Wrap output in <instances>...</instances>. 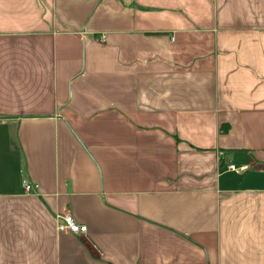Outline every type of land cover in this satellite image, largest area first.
Masks as SVG:
<instances>
[{
    "label": "crops",
    "instance_id": "obj_1",
    "mask_svg": "<svg viewBox=\"0 0 264 264\" xmlns=\"http://www.w3.org/2000/svg\"><path fill=\"white\" fill-rule=\"evenodd\" d=\"M0 264H264V0H0Z\"/></svg>",
    "mask_w": 264,
    "mask_h": 264
},
{
    "label": "built area",
    "instance_id": "obj_2",
    "mask_svg": "<svg viewBox=\"0 0 264 264\" xmlns=\"http://www.w3.org/2000/svg\"><path fill=\"white\" fill-rule=\"evenodd\" d=\"M229 168L236 169L234 165H229ZM241 169H244V167ZM23 186L27 192L36 191L39 189V184L27 181L23 182ZM57 218L59 220L58 228L61 231H67L73 234H85L88 231V226L78 223L71 214L60 213L57 215Z\"/></svg>",
    "mask_w": 264,
    "mask_h": 264
}]
</instances>
